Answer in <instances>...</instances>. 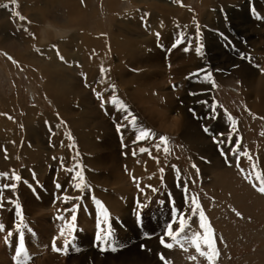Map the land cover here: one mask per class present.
Wrapping results in <instances>:
<instances>
[{"label":"rangeland","instance_id":"1","mask_svg":"<svg viewBox=\"0 0 264 264\" xmlns=\"http://www.w3.org/2000/svg\"><path fill=\"white\" fill-rule=\"evenodd\" d=\"M50 2L57 3L0 0V117L6 118L0 125V212L7 211L10 217L8 221L5 216L0 218L4 225L0 252L5 247L10 253L5 259L15 264H264V204L257 203L264 197L258 191L264 184V108L260 105L264 104V0H108L114 8L107 13V0H68L78 6L75 15L65 3L54 5V13H49ZM182 16L180 27L174 25ZM26 22L31 32L25 28ZM45 23L50 37L44 44L56 50L51 52L48 47L46 55H32L29 50L39 47L37 41H45L38 39L39 34L47 35L41 30ZM1 24L6 26L5 32ZM197 26L204 46L200 55L195 52ZM56 27L63 31L51 34ZM181 35L184 42L173 49ZM69 36L78 42L94 36L101 50L83 40L82 47L93 51L82 53L85 57L78 60L80 52L76 54V42L67 41ZM184 47L189 51L184 52ZM91 53L99 54L101 61L88 63ZM53 60L56 63L47 67ZM201 69L212 73L215 87L204 79L205 72L191 75ZM250 79L259 85L248 88ZM134 92L153 100L160 118L153 120L143 112L148 104L132 99ZM113 97L115 105L110 102ZM167 100L166 111L162 105ZM213 101L219 105L215 111L218 119L212 118ZM36 111L42 115L32 121L38 117L33 115ZM226 113L234 118L235 126ZM5 124L9 125L6 129ZM117 124L123 126L121 132H117ZM205 126L209 133L203 130ZM141 131H148L149 137L134 142ZM190 134L200 140L197 152L188 142ZM160 136L167 138L166 143L160 142ZM214 137L220 143H214ZM237 138L239 147L233 152ZM141 147L148 153L138 151ZM110 155L114 161H106ZM76 170L83 172L89 188L84 190L83 200L65 204L63 195H81L73 187L78 181L71 180ZM14 173L21 176L15 182L17 188L4 189L5 183L14 182ZM185 182L213 231L211 261V250L203 243L204 231L199 227V212L192 213L182 186ZM138 199L148 207L138 209ZM97 200L107 210V224ZM14 202L21 205L24 217L19 229ZM74 204L81 207L76 213V231L69 232L66 224L71 222V213L64 209ZM137 211L142 212L139 223ZM181 214L185 227L178 231ZM98 219L102 232L110 226L116 251H100L107 242L95 241ZM169 223L177 233L175 239L165 237L173 245L171 249L160 244ZM20 233L24 234V252L16 257ZM197 233L200 251L192 242ZM53 238L62 249L66 239L72 241L67 254L52 250ZM1 254L0 264H4ZM160 254L166 258L164 262Z\"/></svg>","mask_w":264,"mask_h":264},{"label":"snow or ice","instance_id":"2","mask_svg":"<svg viewBox=\"0 0 264 264\" xmlns=\"http://www.w3.org/2000/svg\"><path fill=\"white\" fill-rule=\"evenodd\" d=\"M13 3H15V0H13ZM5 7H7V6L5 5ZM20 19L23 20L24 17L20 16ZM199 32H200L199 26H197V40H196L195 52L198 55H200L202 53L203 47H204L203 44L199 40ZM157 36H159V33H157ZM183 42H184V37L181 35L180 38L176 39L173 42L172 48L175 49L176 47L181 45ZM189 46H191V41H189ZM183 51L184 52H188L189 51V47H184ZM58 55H59V53H58ZM60 59L63 60V57L61 56ZM100 71H101V73H103L105 70H104L103 67H101ZM201 72H205L206 73L204 75V79L209 81V82H211L212 86L215 87V83H214V81H212V73L211 72H208L205 69H201L197 73H194V74H191V75L199 76ZM112 87L114 88L115 86L113 85ZM96 95H97V97H99L100 93H96ZM110 102L112 104H114V105L117 104V101H116L115 97H113ZM201 103L207 104L208 102L207 101H203ZM104 106H105L104 102L102 101L101 102V107L103 108ZM218 107H219V105L215 101H213V103L211 104V109H212V113H213L212 118L218 119V117L215 116V111H216V109ZM119 108L123 109V108H125V105L119 104ZM190 111H194V110L190 109ZM129 115H131V114L129 113ZM226 115H227V113H226ZM227 119L232 123L233 126H235L236 121L234 120L233 117H231V115H227ZM125 120L126 121L128 120L127 116L125 117ZM131 124H133V125L136 124V118L134 116L131 117ZM122 129H123V126L120 125V124H117V126H116L117 132H121ZM203 130L206 133L210 132V129L207 126H205ZM149 135H150V133L148 131H141L139 134L136 135L134 142L142 141V140L148 138ZM231 139H232V137L229 136V141H231ZM69 140H71V136H69ZM159 140H160L161 143H166L167 138L164 137V136H160ZM213 142L214 143H220V141H217L215 139V137H214ZM69 147L71 148V147H73V145L70 144ZM156 147H157V149H159L160 148V144H157ZM237 147H239L238 138H237V145L235 147H233V152H236ZM139 151L141 153H144V152H148V149L141 147L139 149ZM164 151L167 152V148L166 147L164 148ZM133 155H135V152H133ZM221 155H226V154L223 151H221ZM239 155H246V153H239ZM5 157L7 158L6 150H5ZM62 166H63V163H62ZM80 167L81 166L79 165V163H77L75 165V168H77V169H79ZM193 167L195 168L196 166L193 165ZM68 171L72 172L73 170L72 169H68ZM160 171L163 172L164 170L160 169ZM3 175L7 176L8 174L4 173ZM11 180L14 181V182H12L10 184L5 183L3 185L4 189L15 190L17 188V183H15V182L21 181V176L14 173L11 176ZM71 180L78 181V182L74 183L73 187H74L75 190H79L81 192V195L76 196V197H70V196H68L66 194L63 195L61 199H62V202H64L65 204H67L69 200H77V201L83 200L84 199V194H85L84 190L89 188V185H87L86 182H85V178H84L83 172L80 171V170H76L74 172V175L71 177ZM180 180H181V177H180L179 173H177L178 186H181L180 183H179ZM182 186L184 188L186 197H188L190 199V203L192 205V207H191L192 213L196 214L197 211L199 212V222H200L199 223V227L204 231L203 243L211 250V253L208 254V260L211 261L213 259V254H215V249L213 248V243H214L213 231L211 229L210 224L207 222V219L205 217L204 211L201 208V205L198 202V199L196 198V196L188 193V185H187L186 182ZM55 187L58 190H60V189H62L63 186L61 184H59V183H56ZM137 187L140 188L139 183H137ZM146 187H151V186H146ZM151 190L153 192L157 191V189H155L154 187H152ZM33 191L35 192V189H33ZM140 191L143 192V188H140ZM258 191L261 192V193H264V184H262V186H260L258 188ZM93 199H95V198L93 197ZM160 203H164V202L161 201ZM14 204H15V216L18 217L19 220H20V223H17L15 226L17 227V229H19L21 227V224L23 223L24 217L22 215L21 205L18 202H14ZM96 204L100 205V201L97 200ZM100 206H101V209H102L100 215H102L104 217V222H105V224H107L108 223L107 210L104 209L102 205H100ZM0 207H3L2 200H0ZM80 207H81L80 204H74L71 209H64L65 212H70L71 213V222L66 224V228L69 230V232L76 231V223H75L76 220H77V214L76 213H77V209L80 208ZM147 207H148L147 203H141L139 201V199L137 200V208L138 209H146ZM171 207H172V211L173 212L177 211L175 209L174 203L172 204ZM236 215L239 216L240 213L237 212ZM57 219H63V217L58 216ZM136 219H137L138 223L141 222V220H142V212L141 211H137L136 212ZM173 219H176V217L174 216ZM179 220H180V228L178 229V231H183V229L185 227L183 214H181L179 216ZM3 229H4V225L0 224V230H3ZM96 229H97V232H96V235H95V241L100 242L101 244H103L104 242H107V246L106 247H103V246L100 247V251H106L108 249H111L112 251H116V248L113 247V245H112L111 237H112L113 233L111 231L110 226H109L108 230L102 232L101 231V224H100L99 219H98L97 224H96ZM12 235H13V233L11 231H9L8 232V236L11 237ZM60 235L61 236L64 235V229L63 228L60 230ZM176 235H177V233L173 231V225L171 223H169L167 225V228H166L165 232L163 233V235L160 238V244L163 247L171 249L173 247V245L171 243H167L166 240H165V237H170V238L175 239ZM198 238H199V233L196 234V236L193 238L192 242L195 244V247H196L197 251H200L201 245H200V243L197 242ZM23 240H24V234L20 233L19 246L15 249L16 257H19L24 252ZM70 243H72V241H69V240L66 239L64 241V247L62 249L60 247H57L56 239L53 238V240L51 242V247H52V250L55 251V252H63L65 254H67L68 246H69ZM200 254L201 255H205L204 252H201ZM159 258H160V260L162 262H164L166 260V258L164 257L163 254H160Z\"/></svg>","mask_w":264,"mask_h":264},{"label":"bare ground","instance_id":"3","mask_svg":"<svg viewBox=\"0 0 264 264\" xmlns=\"http://www.w3.org/2000/svg\"><path fill=\"white\" fill-rule=\"evenodd\" d=\"M57 1V3H54V2H50L51 4V6H48L47 7V10H48V12L49 13H54V10H53V7H54V5H60L61 3H65L66 5H68L67 7H65V8H67V10H68V12H73L72 14L73 15H75L76 14V10H78V6L77 5H75V3L74 4H70L69 2H68V0H56ZM263 1V0H262ZM59 3V4H58ZM27 4H29V3H27ZM25 6H26V4H25ZM61 7V6H60ZM2 8V7H1ZM109 8H114V5H113V3L111 4V3H109L108 2V0H107V7H106V13L107 12H109ZM2 10H4V8L2 9ZM1 10V11H2ZM75 10V11H74ZM111 11V10H110ZM112 12V11H111ZM142 12V11H141ZM180 12V11H179ZM179 12H177V13H179ZM38 13H40V11L38 12ZM150 13V12H149ZM41 14L42 13H40V16H41ZM109 14V13H108ZM147 14V13H146ZM145 14V15H146ZM145 15H143L142 14V19L145 17ZM150 15V14H149ZM4 16H5V14H4ZM42 16H44V18L46 17V13H45V11H44V13H43V15ZM2 17V16H1ZM24 17V16H23ZM78 17V16H77ZM2 18H4V17H2ZM37 18H38V16H37ZM80 19V18H79ZM83 19V17L81 16V20ZM145 19L146 20H148V17L146 16L145 17ZM45 20V19H44ZM67 20V19H66ZM73 20V19H72ZM71 20V21H72ZM46 21V20H45ZM4 22H5V20H4ZM3 22V23H4ZM183 22V16H182V19H180V18H178V21L176 22V23H174V25H178V27H180V25H181V23ZM40 23V22H39ZM47 23H48V21H47ZM47 23H45L44 25H43V27L41 28V30L44 32V30H45V34H47V35H42V34H39V37H38V39L39 40H45L43 43H40V42H38L37 41V45H39V47H37L36 48V46H34V48L32 47V49L31 50H29V53L30 54H36V55H40L41 53L43 54V56L44 55H46V53H48V50H47V48L49 47L50 48V51L52 52L53 51V49H55V48H53L52 49V46H51V44H44V43H46V40L48 39V36L50 37V32H49V28H48V24ZM95 25H96V23H94ZM164 24H165V21H164ZM7 25V24H6ZM1 27H4V32L6 31V26H2V24H1ZM31 26H29V23L28 22H26L25 23V28L26 29H30V32H31V28H30ZM24 29V28H23ZM44 29V30H43ZM53 29V28H52ZM96 30H97V32H101V30H100V28L98 29V27L97 28H95ZM162 30V33H163V28H161ZM54 30V32L53 33H51V34H54V35H58L59 34V32H61V31H63V30H61V29H59V28H55V29H53ZM99 30V31H98ZM23 31V30H22ZM165 31V30H164ZM29 32V33H30ZM172 32H174V31H172ZM1 33V32H0ZM8 33V32H7ZM28 33V32H27ZM43 33V34H44ZM49 33V34H48ZM176 33V32H175ZM9 34V33H8ZM79 34V33H78ZM7 35V34H6ZM170 35V34H169ZM78 36V35H77ZM12 37V36H11ZM27 36H24L22 39H24V38H26ZM57 37V36H56ZM90 38H88V37H84V38H82L81 39V41L80 42H78V40H77V38L75 37H73V36H69L68 38H67V41H69V43L71 42V43H74V42H76V46H75V49H76V54H78L77 53V51L78 52H80V56L79 55H77V57H78V60H79V58H84L85 57V55L84 54H82V53H87L88 51V54L90 53V52H92L93 50H89V49H87V50H85V48L84 47H82V41L83 40H86L87 39V43H88V46H90V47H92V48H95L97 51H100L101 50V46L96 42V40H94V39H96L94 36L92 37V36H89ZM15 38V37H14ZM29 38V37H28ZM115 39H117V37L115 38ZM27 39H25V41H26ZM118 40V39H117ZM20 41H21V39H20ZM24 40L22 41V43H24L25 42ZM120 41H122V39H120ZM1 42V41H0ZM62 43H63V45H65L66 43H64L63 41H62ZM83 43H85L84 41H83ZM26 44H29V43H25V45ZM105 45H106V43H105ZM11 47V46H10ZM24 47V46H23ZM105 47V46H104ZM123 47H125V46H123ZM25 48V47H24ZM28 50V49H27ZM47 50V51H46ZM56 50V49H55ZM39 53V54H38ZM65 53V52H64ZM41 54V55H42ZM65 55H67L66 57H68V56H71L68 52H66L65 53ZM35 56V55H34ZM88 56H91V57H89V59H90V61H88L87 60V62L88 63H90V62H94V61H96L98 58H99V54H94V53H91L90 55H88ZM27 57V56H26ZM52 57V56H51ZM75 57V56H74ZM73 57V58H74ZM101 58V57H100ZM100 58H99V60H100ZM149 58V57H148ZM28 59V58H27ZM66 59V58H65ZM146 59V58H145ZM151 59V58H150ZM35 60H37V59H35ZM34 60V61H35ZM74 61H75V59H73ZM137 60V59H136ZM148 60V59H147ZM101 61V60H100ZM153 61V60H152ZM151 61V62H152ZM147 62V61H146ZM148 62H149V60H148ZM38 63V62H37ZM46 63H48V61H46ZM46 63H43V64H46ZM56 63V61L55 60H53L52 62H51V64H49V65H47V67H49L50 68V66H52V65H54ZM76 63V62H75ZM39 64V63H38ZM42 64V63H41ZM62 67V66H61ZM65 69V68H64ZM67 69V68H66ZM45 70L47 71V69L45 68ZM48 71H49V69H48ZM47 71V72H48ZM201 77V76H200ZM202 78V77H201ZM64 79V78H63ZM261 79H263V76L261 77ZM260 79V80H261ZM181 80L183 81V79L181 78ZM262 81V80H261ZM65 83H66V81H65ZM259 82H255V83H253V81H251V83H250V85H249V87L248 88H251V89H253L254 87L256 88V85L258 86L259 84H258ZM261 84H263V82H260ZM67 87V86H66ZM262 89V88H261ZM259 90V89H258ZM251 91V90H250ZM261 92V91H260ZM253 96V98H254V94L253 93H251V97ZM259 97V96H258ZM260 98V97H259ZM262 98V97H261ZM132 99H136L135 101H137L140 105H142V104H148L147 106H145L144 108L145 109H143V112H145V113H147L148 115H150L149 117H152L153 118V120H155L156 118H160V116H159V114H155V112L154 111H156V108H157V104L153 101V100H149V101H147V99L145 100L144 98H141V95H138V92H134V93H132ZM252 100V99H251ZM256 103V102H255ZM263 103H264V101H263ZM260 105H262L261 106V108H264V104H260ZM165 109H166V111H167V109H168V100H167V102L164 104V105H162ZM1 109V108H0ZM142 110V109H141ZM0 112H1V110H0ZM162 112V111H161ZM34 112H32V114H33ZM263 113H264V111H263ZM162 114V116L164 117L165 115H164V113L162 112L161 113ZM33 115H37L38 117L37 118H31V120L33 121L34 119H36V120H38V119H40V117H41V113H38V111H36ZM148 117V116H147ZM221 118V117H220ZM2 119L3 120H5L6 118L4 117V116H1L0 117V125H1V122H2ZM147 120H149V121H151V118L150 119H147ZM8 121V120H7ZM148 122V121H147ZM164 122H166V121H164ZM6 123V122H5ZM129 124V123H128ZM169 124L171 125L170 127H172V126H174V122L173 121H169ZM52 125L55 127V129H56V131L59 133V131H58V127H57V125L56 124H54V123H52ZM4 127H5V129L6 128H8L9 127V125L8 124H5L4 125ZM133 127V126H132ZM130 128V127H129ZM3 129V128H2ZM56 132V133H57ZM130 133V132H129ZM57 135V134H56ZM59 135V134H58ZM188 137V142H190L191 141V145L194 147V149H195V151L197 152V150H199L197 147H196V145L197 144H199L198 142H200V140H198V136H194V134H190V135H188L187 136ZM114 142V141H113ZM188 145V144H187ZM206 145V144H205ZM201 146H202V144H201ZM189 148V147H188ZM139 151V150H138ZM148 153V152H147ZM140 154V153H139ZM151 154V153H150ZM192 154V153H191ZM41 155V154H40ZM136 155V154H135ZM102 156H104V155H102ZM40 157V156H39ZM98 157V156H97ZM106 158V161H114V158L110 155V157H105ZM105 158H104V160H105ZM135 158V157H134ZM197 159H198V161H199V158L198 157H196ZM153 159V158H152ZM101 160H103V158H101ZM140 160V159H139ZM91 162V161H90ZM93 162V161H92ZM156 162V161H155ZM112 164V163H111ZM262 164H263V169H264V156L262 157ZM64 171V170H63ZM67 180V179H66ZM70 180V179H69ZM118 180V179H117ZM45 192V191H44ZM33 195V194H32ZM34 196V195H33ZM27 197V196H26ZM43 197V196H42ZM29 199H31L30 201L31 202H34V198L32 199L31 197L29 198ZM47 200V199H46ZM26 201V200H25ZM48 201V200H47ZM257 203L258 204H264V197H260V199L257 201ZM41 204V203H40ZM44 204V203H43ZM8 206V205H7ZM39 208H40V206H39ZM262 208H264V207H262ZM36 210V209H35ZM1 213V215H0V218L2 217L3 218V216H5V221H8L9 220V213L7 212V211H3L2 210V212H0ZM11 216V215H10ZM87 220V219H86ZM7 223H9V222H7ZM39 227V226H38ZM43 228V227H42ZM35 232V231H34ZM26 236V235H25ZM32 237V236H31ZM1 238V237H0ZM7 241H9V240H7ZM14 241V240H13ZM15 242V241H14ZM14 244V243H13ZM25 245V244H24ZM0 246H1V244H0ZM3 247V246H2ZM33 250V249H32ZM35 250V249H34ZM37 250V249H36ZM40 250V249H39ZM14 253V252H13ZM0 254H1V252H0ZM10 253H9V251L7 250V248H5L4 247V252L1 254L2 256H1V259H2V261H3V263L5 264H15V263H13V262H10V260L8 261V260H6L5 258H7V255H9ZM36 255V254H35ZM42 257V256H41ZM31 258V257H30ZM4 259V260H3ZM38 259V258H37ZM31 260V259H30ZM34 260V259H33ZM36 260V259H35ZM38 261V260H37ZM84 262V261H83ZM82 262V263H83ZM39 264H42V262L41 263H39Z\"/></svg>","mask_w":264,"mask_h":264},{"label":"crops","instance_id":"4","mask_svg":"<svg viewBox=\"0 0 264 264\" xmlns=\"http://www.w3.org/2000/svg\"><path fill=\"white\" fill-rule=\"evenodd\" d=\"M251 80V79H250ZM252 81V80H251ZM251 81H250V83H251Z\"/></svg>","mask_w":264,"mask_h":264}]
</instances>
